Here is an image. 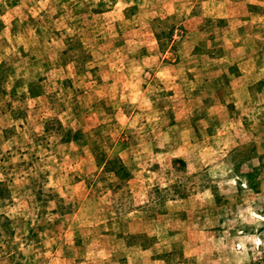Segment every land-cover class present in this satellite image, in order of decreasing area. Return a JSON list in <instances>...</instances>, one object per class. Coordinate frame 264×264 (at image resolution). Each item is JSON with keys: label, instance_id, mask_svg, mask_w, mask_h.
<instances>
[{"label": "rangeland", "instance_id": "374dc122", "mask_svg": "<svg viewBox=\"0 0 264 264\" xmlns=\"http://www.w3.org/2000/svg\"><path fill=\"white\" fill-rule=\"evenodd\" d=\"M0 264H264V0H0Z\"/></svg>", "mask_w": 264, "mask_h": 264}]
</instances>
